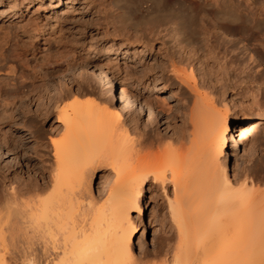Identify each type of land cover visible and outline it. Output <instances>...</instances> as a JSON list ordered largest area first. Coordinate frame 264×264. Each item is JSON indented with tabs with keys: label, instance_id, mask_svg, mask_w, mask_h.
<instances>
[{
	"label": "bare ground",
	"instance_id": "bare-ground-1",
	"mask_svg": "<svg viewBox=\"0 0 264 264\" xmlns=\"http://www.w3.org/2000/svg\"><path fill=\"white\" fill-rule=\"evenodd\" d=\"M71 1L74 0L68 2ZM231 1L215 0L216 12L233 10V13L242 19L238 23L240 33L246 35L251 30L253 34H257L253 28L264 24V11L256 13V5L252 7L245 5L241 9L230 8ZM190 7L196 14L198 6L193 2ZM1 10L0 14L4 15L11 8ZM67 11H60L59 14H66ZM183 21L178 19L177 22L171 21L169 24H161L162 26L159 24L157 29H153L154 26L149 32H144L133 39L144 47H152L153 42L159 44L156 54L162 57V62L156 65L155 72L149 74L154 76L155 84H162L164 88L172 84L167 80L175 78L190 90L192 102L189 107L188 104L184 105V108L188 107L185 109L188 113L184 109L181 110L183 120L178 134L170 137L168 135L167 138L155 134L153 124L157 121L154 113L161 112L166 115L169 109L163 99L159 100L156 95L148 94L145 97V104L148 105L150 113L148 120L143 124L145 127H141V115L134 114L135 101L131 96L129 83L119 80L113 73L108 77L105 71L101 70L99 77L105 78L116 96L112 94V99L107 102L102 98V101L96 102L94 97L93 100L90 98L91 101L88 99L79 102L76 97V100L71 99V104H68L67 108L56 110L55 122L61 123L59 130L62 138L59 142L50 140L53 144L54 157L53 173L50 172L52 173L50 193L44 197L25 196L28 199L19 202L17 199L23 198L20 194L21 198L16 197L20 191L12 188L17 193L12 192L10 187L12 194L6 197L9 201L4 199L5 203L3 202V206L0 207V264H10L4 255L9 252L6 241L8 239L17 241L21 235H28V232H30L28 238L36 235L43 239L47 237L51 243H57L56 247L54 246L59 249L57 260L51 259V263L47 264H133L135 260L131 261L132 254L128 250V244L132 232L136 233L137 226L132 225L129 215L133 209L141 213L139 199L142 196L143 183L150 179L156 181L162 188L172 186V197L168 201L169 217L175 222L177 236L173 246V264H264V191L252 186L247 180L248 171L254 166L255 148L249 150L247 156L250 163L245 166L240 165L238 155V150L241 145L246 144L249 134L252 135L261 124H264V112L252 116V112L245 113L240 110L241 118L238 113L231 117L226 102L219 108L216 100L206 92L200 91L192 78L196 62L203 69L202 74L216 75L215 87L224 90L225 86L236 84L234 78L239 73L245 75L251 73L254 78H260L264 68L255 69L256 64L251 63L253 59L250 64L241 63V59L237 58L239 51L233 52L235 48H232V43L229 45L231 50L223 43L222 46L225 48L219 53V50H215L219 45L215 44L218 32L212 31L213 29L206 32L208 28L202 30L204 32L200 35L194 25L187 27ZM42 26L35 23L28 26L24 33L27 32L35 41L45 39L46 32ZM204 26L206 28V23L201 27ZM261 42L250 44L249 48L264 63V43ZM228 51H231L229 56ZM207 60L212 61L210 65L206 63ZM178 65L183 67L180 68ZM142 71L136 78L138 83L146 79V74ZM62 73L65 74L64 70ZM116 82L120 85L117 86ZM242 82V86H239L244 89L247 87L246 81ZM81 84L83 85V80ZM41 85L49 95L53 108H56L62 98L65 99L67 96L74 98L77 94L71 90V86L70 88L67 86V89L61 81L54 86L46 83ZM86 85L89 86L87 82ZM91 85L89 88H92ZM169 92L170 96H173L172 93L175 94L174 91ZM250 95L252 104L261 105L263 101L260 99L264 100L263 84L252 90ZM105 96L107 98V95ZM154 109L158 111L154 112ZM235 122L237 123L234 124ZM131 134H136L137 137L132 136L134 139ZM224 148L228 163L230 161L236 169L233 180L227 175L225 159L223 157L221 159ZM93 163L110 168L113 174L111 178L104 180L102 184L104 188L99 194L102 196L100 200L92 198L88 190ZM257 166L254 168L259 169L264 175V167ZM125 221L127 226L124 224ZM28 238L25 243L30 241L33 243V240ZM44 242L49 243L45 239ZM12 243L14 246L15 243ZM42 244L46 246L45 243ZM27 246L29 247L28 244ZM15 247L17 251L19 248ZM28 250L29 248L20 249L19 253L24 256L26 264H34Z\"/></svg>",
	"mask_w": 264,
	"mask_h": 264
},
{
	"label": "rangeland",
	"instance_id": "rangeland-1",
	"mask_svg": "<svg viewBox=\"0 0 264 264\" xmlns=\"http://www.w3.org/2000/svg\"><path fill=\"white\" fill-rule=\"evenodd\" d=\"M68 1L0 0V11H2L1 9L8 10L11 8L6 14H0V207L5 203L4 199L7 202L9 201L7 198L14 190H19L23 193L21 195L20 192L14 191L18 194L17 198L23 197L22 200L17 199L19 202H22L23 199L24 201L27 200L30 196L44 197L50 193V178L54 166L53 144L50 140L59 142L62 138L59 130L61 123L59 121L55 122L56 110L67 108L71 104V99L84 102L88 99L91 101L94 97L93 99L96 102H100L102 99L107 102L112 99V94L116 96V93L110 90L105 78L99 77L101 76V70H104L108 77H111L113 73L119 80L129 83L131 96L135 101L134 114L141 115V127H145L143 124L148 120V114L150 113L148 105L145 104V97L148 94L151 96L156 95L160 98L159 100L163 99L169 109L166 115L157 112L158 109H154V112H157L156 114L154 113L157 121L153 124L156 129H154L155 134L158 137L164 136L165 138L168 135L170 137V135L175 136L178 134L182 127L181 120H183L181 110H185L191 105L192 96L189 88L185 84L179 83L175 78L174 80H167L168 82L171 81L170 83L172 84L167 85L168 82L166 81L167 86L162 88V84H155L154 76L149 75L155 72L157 70L156 65L162 62V57L156 54L159 44L153 42L152 47H144L140 43L138 45L133 39L144 32H149L152 27L155 26L153 29H157L156 27L161 24L165 25L171 21L177 22L178 19H181L182 21L184 20V25L187 27L188 25L191 27L194 25L193 27L197 28L200 35L206 29L211 28L206 30V32L212 29V31L218 32V39L215 44H219V47L221 45L220 48L217 46L215 50H219V53H221L225 46L227 49L230 48L229 50L235 48L233 52L239 51L237 58L241 59V63L247 62L250 64L253 59L254 61H251V63L256 64L254 66L255 69L264 68V63L260 57L249 48L253 43L259 44L261 41L264 43V24L254 27V30L252 29L257 31V34H253L249 30L246 37V35L240 33L238 26L242 19L236 16L233 10L216 12L215 0H193L195 5L198 6L196 14L195 12L193 13L191 7L189 8L193 3L191 0ZM9 3L14 6L12 7ZM262 3H264V0H232L230 8L238 7L241 9L245 5H249V7L256 5L255 12L260 13L264 11ZM38 6H40V9L37 10ZM63 10L67 11L66 14H59ZM150 10H153V12ZM176 18L178 19L176 20ZM191 19L194 21L192 22ZM35 23L43 25L42 29L46 32L45 39L41 38L39 41H35V39L28 36L27 32L24 33L28 26L30 27ZM205 23L206 28L205 26L201 27ZM223 43L224 47L222 46ZM230 43H232V48L229 46ZM227 54L229 56L231 51H228ZM211 62L207 60L206 63L209 64ZM178 66L180 68L183 67L182 65ZM193 69L192 78L200 91L206 92L215 99L219 108H222L223 102H226L228 114L231 117L238 113L239 118H241L240 110L245 113L252 112V116L262 111L264 112V100L260 99L263 103L257 106L254 103L252 104L250 95L257 86L263 84L264 88V72H262L263 74L260 78L255 77L256 79L251 73L245 75V73L241 72L234 78L236 82L234 86L229 84L221 91L215 87L216 75L213 76V73L211 76L202 74L203 69L196 62ZM63 70L65 74L62 73ZM141 71L146 74V79L144 82L138 83L136 78ZM167 73L169 74L170 72ZM185 73L187 74V72ZM192 78H190L191 81ZM82 80L83 85L81 84ZM241 80L246 81L247 87L244 88L245 90L241 87L243 84ZM257 80L261 83H258ZM60 81L66 88L71 86V90H74V93L77 94L74 98L73 96L71 98L69 96L65 97V99L62 98L60 103L58 101L56 108H53L50 97L41 84L46 83L54 86ZM86 82L89 85L88 87ZM116 84L117 86L120 85L118 82ZM90 85L92 88H89ZM155 86H157L156 91L154 90ZM186 87L187 89H185ZM170 90L175 92V94L172 93L174 97L170 96ZM101 91L104 92L102 93ZM220 91L221 94L224 92L223 96ZM80 93L81 96H79ZM105 95H107V98ZM186 104H188V107L184 108ZM59 106L62 107L60 108ZM144 106L146 107L145 109ZM185 112L188 113L186 110ZM258 128L252 135L249 134L246 144L241 145L238 150V155L240 165L245 166V164L250 163L247 156L248 152H250L249 150L255 148L253 149V154L255 153L253 156L255 158L254 166L248 171L247 180L252 186L264 191V175L259 169H255L257 165L264 167V124H261ZM232 133L235 134L233 131ZM132 136L137 137L136 134H131ZM222 157L225 159L227 175L233 180L236 169L233 168L230 161L228 163L226 148L221 154V159ZM92 167L88 190L92 198L100 200L102 198V196H99L100 190L104 188L102 184L105 179L111 178L110 176H113V174L110 168L105 166H98L93 163ZM10 187L12 192H10ZM171 188V185L162 188L152 179L143 183L142 196L139 199L141 213H138L137 209H133L129 215L132 225L137 226L136 233L132 232L128 244V250L132 254L131 261L134 259L136 262L137 260L136 264H173V246L177 236L175 222L171 220L172 217H169L168 201L172 197ZM42 190L45 193L44 191L42 193ZM19 194L21 197H19ZM169 218L170 221L168 222ZM124 224H126V221ZM29 234L30 232H28ZM28 235H25L26 237L21 235L17 241L16 239L10 240L11 242L9 239L6 241L9 247V252L4 254L7 262H10V264H26L24 256L19 253L20 249L24 248H29L30 251L28 250V252L33 257L34 264L36 262L38 264H47L51 263L52 260H57L59 249L54 248V246L56 247V242L55 244L51 243L45 237V241L47 240V243L49 242L48 244H50L48 245L43 238L35 235L31 238L29 236L33 243H31L32 241L25 243ZM12 242L15 243L14 246ZM42 243H45L46 246ZM30 244L33 246H30ZM23 245L24 247H22ZM15 246H17V249L19 248L17 251ZM12 248L15 250H12ZM13 251H16V253H13ZM22 259L24 260L22 261ZM24 261L25 263H23ZM135 262L133 261V264Z\"/></svg>",
	"mask_w": 264,
	"mask_h": 264
}]
</instances>
